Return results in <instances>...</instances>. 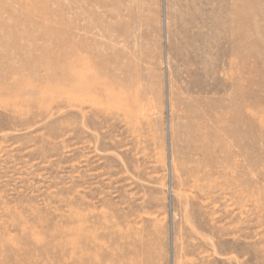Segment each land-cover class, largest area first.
Wrapping results in <instances>:
<instances>
[{"label": "rangeland", "instance_id": "1", "mask_svg": "<svg viewBox=\"0 0 264 264\" xmlns=\"http://www.w3.org/2000/svg\"><path fill=\"white\" fill-rule=\"evenodd\" d=\"M0 264H264V0H0Z\"/></svg>", "mask_w": 264, "mask_h": 264}]
</instances>
